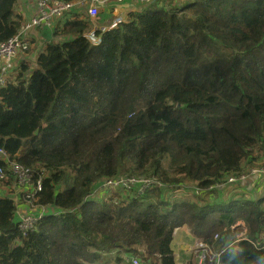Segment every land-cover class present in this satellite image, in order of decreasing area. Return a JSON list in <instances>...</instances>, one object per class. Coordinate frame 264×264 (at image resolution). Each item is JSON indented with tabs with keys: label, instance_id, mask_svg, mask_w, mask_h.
<instances>
[{
	"label": "trees",
	"instance_id": "obj_1",
	"mask_svg": "<svg viewBox=\"0 0 264 264\" xmlns=\"http://www.w3.org/2000/svg\"><path fill=\"white\" fill-rule=\"evenodd\" d=\"M184 1L154 0L108 30L65 13L0 87V149L43 168L35 206L61 210L22 231L0 194V264H177L183 224L219 253L204 264H264V191L216 188L264 161V0ZM17 6L0 0V41L24 22ZM121 176L165 186L97 189Z\"/></svg>",
	"mask_w": 264,
	"mask_h": 264
},
{
	"label": "built area",
	"instance_id": "obj_2",
	"mask_svg": "<svg viewBox=\"0 0 264 264\" xmlns=\"http://www.w3.org/2000/svg\"><path fill=\"white\" fill-rule=\"evenodd\" d=\"M150 2H152V0H79L76 2L71 0H34L32 14L23 22L19 32L5 41H0V87L3 86L9 78L8 75L13 66L12 59L15 58L19 52H26L31 46V33L35 28H51L53 22L60 16L73 10L79 12L81 8H84L94 26H97V23L103 24L99 26V28L101 30H108L116 27L124 20L126 13L135 6L134 4L144 3L147 5ZM118 6H125V10L118 15L112 14ZM36 34L37 33L34 32V36H36ZM90 40L92 42H97L98 40V37L93 35V31L91 32ZM0 162H5L7 170L14 174V185L16 184L17 188L21 187L23 191L25 190V198L32 197L36 201L37 195L42 189L44 169L38 168L37 170H32L24 164L9 158L8 154L3 149H0ZM5 174L6 172L4 169L0 167V178H4ZM255 176H258L260 179L258 182L259 189H261V192L264 191V162L244 172L230 175L224 183L218 184L216 188L242 183ZM133 186L136 188L137 193L142 194L150 187H163L165 185L155 176H121L118 178L105 179L97 189L102 191L115 188L129 190ZM194 191L195 193H199L200 189L195 188ZM35 207L36 211L32 214L33 220L25 219V216L18 219V227L22 231L32 228L40 217L47 214L56 215L61 211L56 210L54 207H50V209L46 206H40V208H37V206ZM214 237L216 238V235ZM193 251L195 264H204L210 256L216 259L219 257L218 252H215L210 245H207L201 240L196 242ZM123 259L128 262V264H141L136 256H123Z\"/></svg>",
	"mask_w": 264,
	"mask_h": 264
},
{
	"label": "crops",
	"instance_id": "obj_3",
	"mask_svg": "<svg viewBox=\"0 0 264 264\" xmlns=\"http://www.w3.org/2000/svg\"><path fill=\"white\" fill-rule=\"evenodd\" d=\"M142 5L144 4H135L134 7L131 8V10L134 9H142ZM33 6H34V0H30V2L28 0H18V6H17V11L22 15L23 21H26L32 14L33 11ZM86 10L84 8H81L79 11L83 12ZM125 10V6H118L116 7V9L114 10V12L112 14H121L123 11ZM103 24H98L97 26H94L93 24V28L95 29L96 27H99ZM52 28V27H51ZM49 31H47L46 29H41L39 31H37L36 36H34V30L31 33V40H34L31 43V46L34 45L36 42H38V44H42V41H40V39L45 40V42L47 43L51 37V39L55 38V36L51 33V29ZM44 31V32H43ZM92 32V31H91ZM47 33H48V37H47ZM35 54H28V50L27 52L21 53L18 56H16L15 58L12 59V70L9 72L8 75V79H12V76L14 74V72L16 71V68L20 65V63L22 61H30L32 64L34 63V59H35ZM0 66H1V62H0ZM259 177L255 176L252 177L248 180L243 181L242 183H238L241 184V188H239L240 191H248V192H254V195H258V194H262L261 189H259ZM15 188H17V186L14 188L13 187H6V186H1L0 187V194H7L8 192H12L13 195L17 194V192L15 191ZM224 190V188H221ZM244 189V190H243ZM204 192L200 193V194H204ZM227 193V192H226ZM22 207H25V204H21ZM238 223H241V225L243 226V222L239 221ZM238 225V224H237ZM240 225V224H239ZM234 227V226H233ZM215 239V237H214ZM198 240H201L202 242L206 243L205 241H203L201 238L194 236L191 232L190 229L187 227V225L183 224L181 226H178L176 228H174L173 233H172V242H171V246H172V252H173V257L174 260L177 264H189V263H193L195 264V257H194V251H193V247L196 244V242ZM207 245H210L208 243H206ZM211 246V245H210ZM212 247V246H211ZM212 249L214 250V248L212 247ZM215 251V250H214ZM216 252V251H215ZM126 256V255H124ZM114 253L112 255H108L107 259L109 260L107 264H116L114 259ZM128 264V262L124 261L123 259L121 260L120 264Z\"/></svg>",
	"mask_w": 264,
	"mask_h": 264
},
{
	"label": "rangeland",
	"instance_id": "obj_4",
	"mask_svg": "<svg viewBox=\"0 0 264 264\" xmlns=\"http://www.w3.org/2000/svg\"><path fill=\"white\" fill-rule=\"evenodd\" d=\"M29 2H30V0H28ZM152 1H154V0H152ZM179 1V3H181V2H186V1H181V0H178ZM176 2H177V0H176ZM136 4H144V3H136ZM135 5V4H134ZM83 11V10H82ZM85 11H83V13H84ZM46 29L47 31H49L50 30V28H48V27H37V28H35L34 29V32H36L37 33V31H39V30H41V29ZM44 32V31H43ZM34 40H30V42L32 43ZM40 41H42V44H38V42H36L34 45H32V46H30L29 47V49H28V54L30 55V54H35V53H37L46 43H45V40H43V39H40ZM27 52V51H26ZM21 53H24V52H19L16 56H18L19 54H21ZM15 56V57H16ZM14 74H15V72H14ZM14 74H13V76H14ZM13 76H12V78H13ZM264 162V161H263ZM238 184H230V185H227V186H224V187H222V188H224V192H231V191H233L234 189H237L238 188V186H237ZM115 190V189H114ZM15 191L17 192V194H15V195H13L12 194V192L10 191V192H8L7 194H4V195H7V196H11V199H12V201H13V203H14V205H16V210H15V215H16V222L18 223V219H21L22 217H24L25 219H29V220H33V216H32V214H34L35 213V211H36V207H35V199L34 198H25V190L23 191V189L20 187V188H15ZM124 191H128V190H124ZM124 191H121L120 193H124ZM245 192H248V191H245ZM253 196H254V192L252 193V192H250ZM203 195V194H202ZM109 196H110V194L109 193H107V195L105 196V199L106 200H108L109 199ZM117 200V198L116 197H114V199H113V201H116ZM21 204H25V205H28L29 206V208L31 209H29V208H25V207H22L21 206ZM33 210V211H32ZM240 224V225H239ZM244 224V223H243ZM237 226H239L240 228L239 229H236V231H235V234H236V237L238 238V239H246V234H245V232H246V229H245V227H244V225L242 226L241 225V223H238V225ZM137 257V256H136ZM138 259L140 260V258L138 257ZM214 259V257H212V256H210V257H208V260H213ZM140 261H142V259L140 260ZM108 263V262H107ZM143 263V262H142ZM94 264H96V263H94ZM103 264H106V263H103ZM111 264V263H110ZM122 264H124V263H122Z\"/></svg>",
	"mask_w": 264,
	"mask_h": 264
},
{
	"label": "bare ground",
	"instance_id": "obj_5",
	"mask_svg": "<svg viewBox=\"0 0 264 264\" xmlns=\"http://www.w3.org/2000/svg\"><path fill=\"white\" fill-rule=\"evenodd\" d=\"M76 1H79V0H74V2H76Z\"/></svg>",
	"mask_w": 264,
	"mask_h": 264
}]
</instances>
